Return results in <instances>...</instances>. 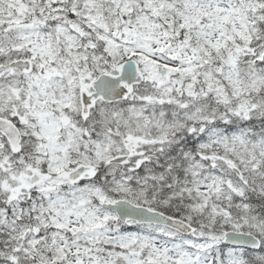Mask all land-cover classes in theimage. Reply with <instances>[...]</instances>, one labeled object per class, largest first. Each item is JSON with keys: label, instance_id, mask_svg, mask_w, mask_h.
<instances>
[{"label": "snow or ice", "instance_id": "obj_1", "mask_svg": "<svg viewBox=\"0 0 264 264\" xmlns=\"http://www.w3.org/2000/svg\"><path fill=\"white\" fill-rule=\"evenodd\" d=\"M0 264H264V0H0Z\"/></svg>", "mask_w": 264, "mask_h": 264}]
</instances>
